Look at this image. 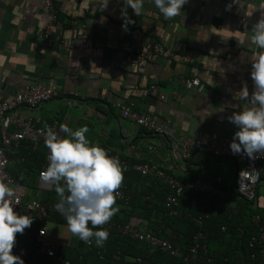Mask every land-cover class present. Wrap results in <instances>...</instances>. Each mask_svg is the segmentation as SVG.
<instances>
[{
    "label": "crops",
    "instance_id": "1",
    "mask_svg": "<svg viewBox=\"0 0 264 264\" xmlns=\"http://www.w3.org/2000/svg\"><path fill=\"white\" fill-rule=\"evenodd\" d=\"M45 1L0 0V96L8 99L33 86H55L69 96H58L37 109H20L8 132H17L19 122L28 121L40 127L55 122L57 132L61 124L72 130L87 126V139L128 164L149 161L179 182L218 180V188L229 191L234 167L243 163L233 164L202 149L182 160L175 145L184 140H232L237 129L227 117L243 103L241 88L246 84L250 95L253 91L250 57L259 50L249 43L248 34L260 19L259 0H188L180 15L168 20L152 0H144L139 16L128 9L134 23L127 31L121 27L122 0H109L106 7L107 0H50L52 10L45 9ZM246 12L253 14L248 17ZM53 16L52 35L58 40L45 49L42 33ZM88 35L91 43L86 44L83 39ZM146 43L162 45L172 55L145 59L139 66L134 55ZM184 57L193 61L184 62ZM185 79L193 80L192 84L183 86ZM117 103L158 124L168 121L169 136L144 132L120 116ZM6 153L7 171L15 182L12 187H21L23 204L59 198L53 184L48 190L38 186L48 154L43 144L34 148L24 140L11 144ZM262 169L252 207L264 215V162ZM131 180H135L131 190L147 193L156 202L170 193L165 184H153L150 177ZM114 206L123 217V206ZM205 206L210 215L248 212L235 193L226 202ZM57 220L47 221L46 242L64 257H78L82 241L68 230L67 223ZM130 221L142 232L150 230L138 216ZM35 230L31 225L23 235L17 234L19 247L13 249L27 247L35 254ZM166 233L170 235L171 229ZM92 259L88 256L83 263L92 264Z\"/></svg>",
    "mask_w": 264,
    "mask_h": 264
},
{
    "label": "built area",
    "instance_id": "2",
    "mask_svg": "<svg viewBox=\"0 0 264 264\" xmlns=\"http://www.w3.org/2000/svg\"><path fill=\"white\" fill-rule=\"evenodd\" d=\"M45 9L52 10V4L50 0L44 2ZM56 17H52V21L46 26L42 33V44L45 49H49L52 46L54 40H58V37L53 38V26ZM91 35H88L83 42L86 44L91 43ZM54 39V40H53ZM170 57L171 52L165 50L162 45L158 44H145L143 50L134 55L136 62L139 66L143 65L145 59L154 61L158 56ZM184 62L191 63L193 60L189 57L183 58ZM193 80L185 79L182 81V85L188 87L192 84ZM69 96V93L59 90L57 87H40L33 86L27 87L23 94L12 96L8 99H3L0 96V181L8 184L10 187L15 185L13 178L7 171V165L9 163V157L6 153V148L11 144L17 145L24 140H29L34 148L39 144L44 145V133L47 128L55 129L56 123L45 124L43 127L37 126V122H19V130L15 133H9L8 128L12 121V117L22 108L24 109H37L42 104L58 97ZM76 95V94H75ZM115 107L120 112V116L126 120L135 123L138 127L142 128L144 132L156 136L167 137L169 136L168 121L162 124H158L153 119L146 118L135 110H131L128 106L121 103H117ZM231 141L223 138L211 139L203 142L184 140L175 145V149L178 150L179 156L182 160L190 158L192 151L194 150H206L213 157L224 158L231 163H243V167L235 166L234 172H232V179L234 181L235 193L243 201L253 203L256 199V189L260 182L263 169L262 163L264 162V155H257L253 159H249L247 156L233 155L229 150V143ZM108 155L115 157L119 160L122 166L123 172L133 170L139 173L142 177H150L158 182L165 184L170 190L171 194L167 196L164 202L165 213L169 217H179L182 212L178 209L179 196L184 190H192L204 195L203 203H196V206L201 212V216L208 217L205 205L216 206V201H228V192L218 188V180L208 181L207 179H193L186 183L179 182L171 176L165 174L158 166L151 162L128 164L127 161L120 158L118 155H112L107 149H105ZM47 166V158L45 163L42 164L40 172L38 174V186L42 190H48L51 188L50 182L46 183L41 180L40 173ZM16 194L19 197V203L14 208V211L20 214H27L34 222L32 225H38L35 230L34 240L38 244L36 254L38 256H45L52 264H75L71 260L66 259L61 252H58L55 247L49 245L46 240L47 221L52 214L61 215L55 208V204L46 203L37 200H33L29 203L23 204L22 197L23 191L21 187L15 186ZM126 185L122 182L120 188L116 191V201L126 204L129 197L125 194ZM32 205L29 208V205ZM201 216L193 217V220L200 223ZM252 220L258 227V233L252 236L248 241V247L252 249L250 259L253 264H264V220L259 215H254ZM91 226V225H90ZM109 232L114 234L126 235L139 243L146 245L153 251H161L173 258H182L183 263L186 264H212L211 259H202L200 257V251L205 249L204 244L201 242L204 239L202 232L196 233L191 237V245L187 252L175 248L171 242L165 239H160L151 231H140L139 228L134 225L130 220L128 223H120L116 220L110 219V221L100 226ZM238 231L242 233V229ZM84 243V242H83ZM85 245L89 246L91 243ZM13 255H23L24 258L30 253L28 248L22 247L21 250H12ZM136 264H149L147 260L135 259ZM219 264H226L225 261Z\"/></svg>",
    "mask_w": 264,
    "mask_h": 264
},
{
    "label": "clouds",
    "instance_id": "3",
    "mask_svg": "<svg viewBox=\"0 0 264 264\" xmlns=\"http://www.w3.org/2000/svg\"><path fill=\"white\" fill-rule=\"evenodd\" d=\"M122 2L121 27L127 31L128 26L134 23L128 9L134 16H139L144 0ZM152 3L168 20L180 15L188 0H152ZM258 10L260 19L248 34L249 43L259 50L250 57L253 91L250 95L245 84L238 92L242 105L227 117L237 129L229 143L230 152L233 155L243 154L249 159L264 155V0H259ZM252 14L245 13L248 17ZM88 131L87 126L72 130L66 124L59 126V132L47 128L44 133V146L48 149L47 166L40 177L42 181L54 185L60 197L55 208L65 217L68 230L82 242L89 244L94 238L95 245L102 247L109 238V232L100 226L107 224L118 211L114 206L115 194L124 175L118 159L86 138ZM18 203L16 190L0 181V264H25L21 258L23 253L13 255L12 250L17 234L23 235L34 219L14 211Z\"/></svg>",
    "mask_w": 264,
    "mask_h": 264
},
{
    "label": "trees",
    "instance_id": "4",
    "mask_svg": "<svg viewBox=\"0 0 264 264\" xmlns=\"http://www.w3.org/2000/svg\"><path fill=\"white\" fill-rule=\"evenodd\" d=\"M123 175L124 179L122 182L126 185L125 194L129 199L126 204L116 201L118 205L123 206V217H119L117 212L111 219L120 223H128L131 217L138 216L147 222L150 228L149 231L154 232L160 239H167L175 248L182 252H187L189 249L191 237L198 232H202L204 239L201 242L205 246V249L200 251L202 259H211L212 264H219L222 261H225L226 264H253L250 259V254L253 250L248 247V241L258 233V227L252 217L254 215L260 216L261 214L258 209H253L252 203L241 200L245 203V207L248 210L247 213L239 210L235 214L221 211L217 215L208 213V217H203L196 203H203L204 195L192 190H184L179 196L178 203V209L182 212V215L169 217L165 213L164 202L167 196L171 194V190L166 185L164 186L169 189L170 193L165 199H159L156 202L147 193L137 192L135 188L131 190V183L135 181L131 179L149 177H142L133 170L123 172ZM152 182L153 184H158L154 179ZM232 185L227 191L228 198L231 193H235L233 179ZM67 194L66 192L65 195ZM145 196L148 198H145ZM59 199L60 197L58 199L52 198L50 202L46 203L55 204L59 202ZM221 213H224V217ZM198 215L201 216L200 223L193 220V217ZM260 217L264 220V215ZM50 219L55 221L58 219L63 223H67L65 218L58 214H52ZM35 226L38 227V225ZM239 228L242 229V233L238 231ZM167 229H171L172 233L170 235L166 233ZM18 247V244H15L14 248ZM58 252L61 251L59 250ZM34 253H29L24 258L25 264H52L45 256H38L36 250ZM88 256L93 258L92 264H136L135 259L137 258L147 260L149 264H186L183 263L182 258H173L161 251H153L137 240L126 235L114 233L109 235L102 247H97L93 238L89 246L81 242L78 257L65 258L75 264H84L83 262Z\"/></svg>",
    "mask_w": 264,
    "mask_h": 264
}]
</instances>
